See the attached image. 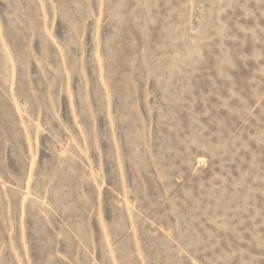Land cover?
Instances as JSON below:
<instances>
[{
    "label": "rangeland",
    "instance_id": "obj_1",
    "mask_svg": "<svg viewBox=\"0 0 264 264\" xmlns=\"http://www.w3.org/2000/svg\"><path fill=\"white\" fill-rule=\"evenodd\" d=\"M0 264H264V0H0Z\"/></svg>",
    "mask_w": 264,
    "mask_h": 264
}]
</instances>
